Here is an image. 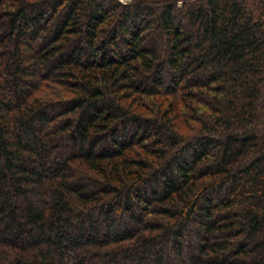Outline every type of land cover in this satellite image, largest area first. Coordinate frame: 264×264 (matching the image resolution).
Segmentation results:
<instances>
[{"label":"trees","instance_id":"trees-1","mask_svg":"<svg viewBox=\"0 0 264 264\" xmlns=\"http://www.w3.org/2000/svg\"><path fill=\"white\" fill-rule=\"evenodd\" d=\"M0 264H264V0H0Z\"/></svg>","mask_w":264,"mask_h":264},{"label":"built area","instance_id":"built-area-1","mask_svg":"<svg viewBox=\"0 0 264 264\" xmlns=\"http://www.w3.org/2000/svg\"><path fill=\"white\" fill-rule=\"evenodd\" d=\"M117 1H119L120 3H123V4L130 3L131 2V0H117Z\"/></svg>","mask_w":264,"mask_h":264}]
</instances>
